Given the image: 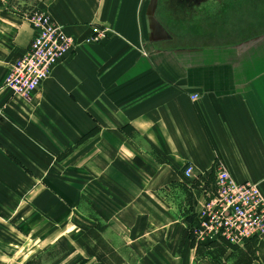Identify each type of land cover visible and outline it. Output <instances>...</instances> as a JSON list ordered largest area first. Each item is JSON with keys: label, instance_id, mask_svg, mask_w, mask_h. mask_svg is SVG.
Returning a JSON list of instances; mask_svg holds the SVG:
<instances>
[{"label": "crops", "instance_id": "0c3cea01", "mask_svg": "<svg viewBox=\"0 0 264 264\" xmlns=\"http://www.w3.org/2000/svg\"><path fill=\"white\" fill-rule=\"evenodd\" d=\"M152 2L0 0V264H100L89 229L135 264H264V233L225 249L193 232L219 164L264 196V0H157L165 33ZM34 11L77 47L23 99L5 80Z\"/></svg>", "mask_w": 264, "mask_h": 264}, {"label": "built area", "instance_id": "2783aa9c", "mask_svg": "<svg viewBox=\"0 0 264 264\" xmlns=\"http://www.w3.org/2000/svg\"><path fill=\"white\" fill-rule=\"evenodd\" d=\"M28 19L36 35L28 50L13 64L5 85L23 99H30L34 91L50 75L53 67L77 47L74 37L63 24L49 14L31 12ZM109 28L93 26L86 42H99L109 35ZM198 94H193L196 99ZM194 165L183 170L187 178L194 175ZM200 241L225 240L242 244L264 233V196L259 185L251 180L236 181L223 164L217 166L216 191L203 203L193 230Z\"/></svg>", "mask_w": 264, "mask_h": 264}, {"label": "rangeland", "instance_id": "374dc122", "mask_svg": "<svg viewBox=\"0 0 264 264\" xmlns=\"http://www.w3.org/2000/svg\"><path fill=\"white\" fill-rule=\"evenodd\" d=\"M68 230H69L68 233L70 235L75 236L77 234L76 228H74L72 226H69ZM78 233L80 234L81 231L78 232ZM86 234L87 235H85V237L83 238V244L86 245V246H89L91 248V249H89L91 252L95 251V252H98V253L101 254L100 264H122V262H124V261H125V264H135V260H136L135 255L132 252H131L132 253L131 254L124 247H123V249H119L116 246L118 248V250L121 252V254L125 255L124 259L123 258L119 259L118 257H113L111 255L108 256L106 254V249L105 248H107L109 246L108 244L104 245V243L94 242V241L91 240V236H95V235L99 236V235H101V232H95L94 233V231H92V229H89V230H87ZM107 235H109V234H105L106 237H108ZM188 235H190V236L192 235L193 236V233L191 232V230H188ZM81 241H82V239H81ZM119 243H121V242H119ZM222 244L225 247V249L228 248L229 246L233 248V247L241 245V244H230V243L228 244V243H225V242H222ZM114 245H117V244L114 243ZM211 251L213 253H214V251H219V246L218 245L217 246H213ZM231 254H233V252ZM213 258L215 259V262H217L219 260V257L216 258L215 255H213ZM121 260H122V262H121ZM242 262H245V259H243ZM69 264H70V262H69Z\"/></svg>", "mask_w": 264, "mask_h": 264}, {"label": "water", "instance_id": "95a60500", "mask_svg": "<svg viewBox=\"0 0 264 264\" xmlns=\"http://www.w3.org/2000/svg\"><path fill=\"white\" fill-rule=\"evenodd\" d=\"M156 6H157V0H153L152 2V8H151V13L153 15V18L152 20L154 21L155 23V27H157L158 29L161 30V32H166L165 29L162 27V25L156 20L155 16H154V13H155V10H156Z\"/></svg>", "mask_w": 264, "mask_h": 264}, {"label": "trees", "instance_id": "16d2710c", "mask_svg": "<svg viewBox=\"0 0 264 264\" xmlns=\"http://www.w3.org/2000/svg\"><path fill=\"white\" fill-rule=\"evenodd\" d=\"M85 235H87V234H85ZM225 241V240H224ZM82 242V241H81ZM227 242V241H226ZM228 243V242H227ZM83 244V243H82ZM229 244V243H228ZM84 245V244H83ZM85 247H86V249H87V251L90 253V254H92V252L89 250V249H91L89 246H86V245H84ZM100 259H101V257H100Z\"/></svg>", "mask_w": 264, "mask_h": 264}, {"label": "flooded vegetation", "instance_id": "af4514ba", "mask_svg": "<svg viewBox=\"0 0 264 264\" xmlns=\"http://www.w3.org/2000/svg\"><path fill=\"white\" fill-rule=\"evenodd\" d=\"M228 5V4H227ZM257 5V3H253V8H255V6ZM251 8V7H250ZM233 26H235L236 25V19H234V21H233V24H232Z\"/></svg>", "mask_w": 264, "mask_h": 264}]
</instances>
